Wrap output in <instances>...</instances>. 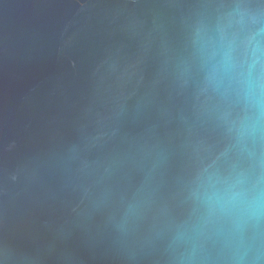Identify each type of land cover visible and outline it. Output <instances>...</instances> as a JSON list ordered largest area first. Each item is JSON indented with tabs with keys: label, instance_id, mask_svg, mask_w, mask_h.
I'll return each instance as SVG.
<instances>
[{
	"label": "water",
	"instance_id": "1",
	"mask_svg": "<svg viewBox=\"0 0 264 264\" xmlns=\"http://www.w3.org/2000/svg\"><path fill=\"white\" fill-rule=\"evenodd\" d=\"M0 264H264V0H0Z\"/></svg>",
	"mask_w": 264,
	"mask_h": 264
}]
</instances>
